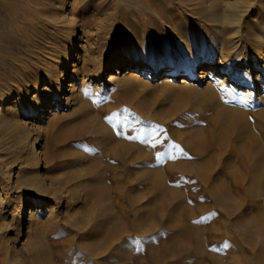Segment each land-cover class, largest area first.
<instances>
[{
	"label": "rangeland",
	"instance_id": "obj_1",
	"mask_svg": "<svg viewBox=\"0 0 264 264\" xmlns=\"http://www.w3.org/2000/svg\"><path fill=\"white\" fill-rule=\"evenodd\" d=\"M60 1L0 0V264H264V108L208 90L221 73L203 66L179 81L224 49L206 8L239 0ZM252 7L243 24L263 32L264 0ZM117 56L137 70L108 73ZM57 73V106L33 114ZM35 137L41 165L15 186L3 167Z\"/></svg>",
	"mask_w": 264,
	"mask_h": 264
},
{
	"label": "bare ground",
	"instance_id": "obj_2",
	"mask_svg": "<svg viewBox=\"0 0 264 264\" xmlns=\"http://www.w3.org/2000/svg\"><path fill=\"white\" fill-rule=\"evenodd\" d=\"M63 1H65V0H62L61 6L59 7L60 12H62L61 7L64 8L63 7V3H64ZM199 1H201V0H199ZM60 2H59V4H60ZM255 2H256V0L234 1L233 3L227 5L225 12H223L217 16L215 15V12L212 11V9L210 7L206 8L207 9L206 11H207L208 15L210 16L209 23H211V26L214 28V35L219 34L220 38L222 39V41H224V44H225L224 49L219 48V52H218L219 58L217 60V66L214 64V61H212V60H200L198 62V60L196 61V60L191 59V61L189 63L188 72L182 73L181 75L179 73H177L173 68L160 69L159 71H156L155 73L152 72V70H151L152 68H150L149 74L151 76L154 74V78L157 76H163L168 80L170 78H174L175 76L180 75L179 76V77H181V79L179 80L180 84L188 85L189 84L188 81L195 76L196 70L203 66L204 67L203 70H205V71L199 72L200 76H202V78L209 77V79H210L213 76H215V74L221 73V75L219 77L216 76L215 80L210 79V80H208L207 83L205 82V86L208 88V90L211 91L212 89H215V88L217 89V87H219V88L220 87H226V89H225L226 93L228 95H234V97L236 96L237 100L238 99L242 100L245 104V107L248 106V108H249V107H252V105L258 104L264 108V31L262 32L261 29H259L261 27V23L259 20H256L257 25L255 28L253 26H249V25L245 26L243 24V16H242L243 13L248 11V8L252 7V5ZM60 14L62 15V13H60ZM61 15H58V16H61ZM70 16H71V14H70ZM68 19H70V18L68 17ZM69 22L70 21H68L66 23L69 24ZM69 34H72V32H69ZM246 35L250 36V38L252 40H254L257 43V45L255 48H253L251 50H249V48H247L246 49L247 51L245 53H243V55H242L239 53V51L242 49V47H244ZM75 49H76V46L75 47L74 46L69 47L68 52L64 56L65 64H67V61L69 60V58L72 57V53L75 51ZM135 63H137V62H135ZM135 63L132 62V60L126 61V60H124L123 57L117 56L113 62V67L109 68L108 73H118V74L121 72L126 73V71L133 68V66H136ZM65 64H64V67H66ZM137 67L138 66L135 67V70H137ZM145 69L146 68L144 66L143 70H145ZM128 73L129 72H127V74ZM57 74H59V73H57ZM124 75L125 74H123L122 76H124ZM49 76L50 77L53 76V78H54V75L49 74ZM127 76L129 77L130 75H127ZM205 76H207V77H205ZM64 80H65V77L62 75V73L59 74V76L57 78L53 79L52 82L50 81L51 82V84L49 83V86H51L50 89L46 85L44 87H42L41 92L44 93V97L42 99L40 98V99H38V101H36V98L30 99V100H32L31 101L32 103L36 104V105H34L35 107L33 109V114L41 115V112H47L46 108H50L51 105H52V107L57 106L59 100L61 99V97L65 91L64 90V86H65ZM164 81H166V80H164ZM57 82H58V85H57ZM35 83H36V85L34 86V92L37 95L40 92V84H42L41 79H37ZM167 84H170V82H168ZM5 92H3V93L5 94ZM39 94H41V93H39ZM10 96L11 95H9V97ZM26 99L27 98H25L24 100H26ZM10 107H8V108H10ZM0 108H1V105H0ZM12 109H16V106L14 105L12 107ZM8 111H10V110H8ZM14 114H13V119L15 120L16 112ZM221 117H223L222 119H224V120L230 119V121H229L231 123L230 125L233 126L236 130H239L241 128L240 127L241 126L240 118L235 113L230 115V116H228L226 113H222ZM12 124L15 125V127H20L19 123H17L16 120L12 121ZM260 124H261V122H258L257 124L254 125V127L256 130L258 128H259V130H261L258 132V135H259L261 140H264V127H262V126H264V124H262V125H260ZM247 126L244 125V127L239 130V134L245 135V137H247L248 135H251L253 133V131H251V128H248ZM21 127H22V125H21ZM22 130L25 133V135L29 134V131H27L26 128L22 129ZM236 132H238V131H236ZM30 140H31V138L27 141V143L25 145L26 149H25L23 157L22 158L19 157L16 161H14L12 163H8V165L5 164L6 166L3 167L2 176L5 177L9 183H12L11 180L13 178L14 179L13 184L15 185L16 182L19 181L18 180L20 177L19 173L23 172L24 169L27 168V169H30V171H32V170L35 171V170H38L39 165H41L40 158L36 156V153L33 149L37 138L35 137L31 141ZM14 169H15V171H14ZM36 175H37V173L35 174V176ZM26 181L27 182H23V183H24L25 187H27V189H29V187H31L38 192L40 191V189L36 186V184L33 185V184L29 183V180H26ZM8 185H10V184H8ZM9 191H11V190H9Z\"/></svg>",
	"mask_w": 264,
	"mask_h": 264
}]
</instances>
